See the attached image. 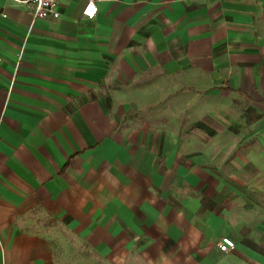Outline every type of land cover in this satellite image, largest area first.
Listing matches in <instances>:
<instances>
[{
  "label": "crops",
  "instance_id": "obj_1",
  "mask_svg": "<svg viewBox=\"0 0 264 264\" xmlns=\"http://www.w3.org/2000/svg\"><path fill=\"white\" fill-rule=\"evenodd\" d=\"M88 1L0 0V264H264V0Z\"/></svg>",
  "mask_w": 264,
  "mask_h": 264
},
{
  "label": "rangeland",
  "instance_id": "obj_2",
  "mask_svg": "<svg viewBox=\"0 0 264 264\" xmlns=\"http://www.w3.org/2000/svg\"><path fill=\"white\" fill-rule=\"evenodd\" d=\"M159 77L157 75H147L141 78L138 83H136V89L132 92H128L129 100L139 102L138 107H135L129 111V120L136 122L147 119L157 120V123H168L171 121L173 126H176L179 122L181 125H185L187 122L194 121L195 118H199V114H196V109L200 106H205L208 101L202 97L193 95L191 91L188 92V98L182 103V106H186L183 112H180L181 103L179 99H168L163 97H153L149 96L145 90L150 87L151 89L158 88ZM160 88V87H159ZM227 147L225 143L224 147H219L218 144L212 146L209 144L206 147L208 152L220 156L221 150Z\"/></svg>",
  "mask_w": 264,
  "mask_h": 264
},
{
  "label": "built area",
  "instance_id": "obj_3",
  "mask_svg": "<svg viewBox=\"0 0 264 264\" xmlns=\"http://www.w3.org/2000/svg\"><path fill=\"white\" fill-rule=\"evenodd\" d=\"M15 3L31 7L35 19L53 18L59 20V0H13ZM98 13V7L95 0H89L83 10V15L92 20ZM235 243L229 238H223L219 243L222 252H229L235 249Z\"/></svg>",
  "mask_w": 264,
  "mask_h": 264
}]
</instances>
